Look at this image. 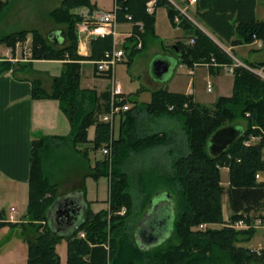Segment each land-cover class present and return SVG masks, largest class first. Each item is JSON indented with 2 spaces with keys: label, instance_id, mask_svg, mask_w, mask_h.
I'll use <instances>...</instances> for the list:
<instances>
[{
  "label": "trees",
  "instance_id": "trees-1",
  "mask_svg": "<svg viewBox=\"0 0 264 264\" xmlns=\"http://www.w3.org/2000/svg\"><path fill=\"white\" fill-rule=\"evenodd\" d=\"M146 1L117 0L121 7L119 19L130 14L133 20L143 22L144 31L140 34L142 39L154 33L155 11H146ZM251 1V15L248 19L237 22L236 26L227 22L236 34V38L231 40L233 45L255 39L261 40L264 45V19H255V0ZM6 5V0H0V12ZM80 6L95 9L91 0H62L59 6L48 12V17L56 24L65 25L61 44L51 42L36 29L0 34V44L10 47L12 51L17 42H24L31 34L28 64L33 60L63 62L60 74L51 79L49 91L43 88L40 80L31 81V96L33 99H56L69 121V134L65 138L41 136L31 141L26 214L21 222L0 221V224L8 223L11 226L21 223L28 244L26 264H60L56 245L61 236L53 234L46 216L49 206L58 195V188L43 169L44 162L52 160L53 145L65 141L76 148L91 142L93 149H99L111 139L108 124L98 120L99 115L107 110L109 92L98 94L94 89L80 86L79 61L82 57L77 53L75 31V24L80 17L73 11ZM160 6L167 7L171 24H174L177 16L180 26L189 28L190 37L194 38L192 44L181 41L174 44L177 51L172 49V53L177 62L188 67L194 63L209 62L210 57H214L219 65L232 62L231 57L203 31L193 27V23L169 0H158L155 8ZM220 11L224 13L223 9ZM219 33L226 38L233 35L232 31L226 34L221 29ZM97 41L102 43L98 48L101 56L105 49L111 47V38H98ZM123 48L129 57L128 64L141 50L134 48V37L127 38ZM16 64L19 63L10 59L0 60V74L14 70ZM251 65H264V62ZM219 67L211 65L209 69L214 73ZM127 101L133 103V107L124 112L120 120L119 135L112 140L111 156L106 157L100 165L97 163L96 168L90 169L88 174L95 179L109 177L108 208L97 212L86 209L81 223L66 237V264H264V250L258 255L243 245L253 238L256 230L252 227L236 229L231 226L238 219H243L249 225L251 218L264 208V181L255 178L257 171L262 169L264 79L244 67H236L233 70L231 95L219 96L212 105L193 102L190 96L170 93L165 89L154 91L150 102L142 105L137 106L138 103L129 98ZM168 104H173L170 112L167 110ZM170 113L176 114L174 117L181 124L182 134H178V137L167 131L147 132L140 128V117H163ZM239 117L246 121L243 133L220 155L211 156L206 147L211 133L225 124L236 123L234 120ZM92 125L95 128L94 137L88 140L87 130ZM249 135H261L262 138L255 144L245 145L243 142ZM88 149L85 146L80 151L81 155H86ZM161 149L165 150L164 156L168 159L153 168L165 175L157 181L150 174L144 180L141 176V180L148 185L143 186L140 182L141 191L133 196L127 173L129 164L137 167L138 164L134 163L136 155L147 160L150 158L144 156ZM183 149L188 153L184 154ZM220 165L228 166L229 169L226 189L221 185ZM144 190L149 193L142 198V206L160 190L169 192L174 201L171 236L149 250L137 246L133 234L131 237L127 233L129 224L125 222L126 217L135 210L136 197L143 196ZM225 191L232 212L230 223L218 229H196L201 223L223 222L221 199ZM121 207L126 209L123 215L117 214ZM1 213L0 210V218H3ZM80 230L86 232L84 239L76 235ZM106 242L109 251L104 247ZM125 248L129 249L130 255L125 253Z\"/></svg>",
  "mask_w": 264,
  "mask_h": 264
},
{
  "label": "crops",
  "instance_id": "crops-1",
  "mask_svg": "<svg viewBox=\"0 0 264 264\" xmlns=\"http://www.w3.org/2000/svg\"><path fill=\"white\" fill-rule=\"evenodd\" d=\"M61 1L62 0H60V2ZM171 1L173 2V4L181 8L185 16L193 22V27L203 31L229 57L237 58L245 64H261L264 62V45L262 41L255 39L248 43L233 45V43H231V40L236 38V34L233 31V28H229L227 25V22H229L234 23L233 26H236L238 24L237 22H241L242 20H246L250 17L252 8L251 0H196L195 2H189V0H179V3H176L175 0ZM91 2L95 4V2H93L92 0ZM59 4L57 6H59ZM95 8L100 9L96 5ZM108 9H110V7ZM108 9L102 8L101 10ZM222 9L224 10V13L220 11ZM156 10L157 8L155 9V13ZM253 13L256 20L264 19V0L254 1ZM166 16L168 18V14H166ZM121 23H123V26L128 27V30L121 33L128 32L131 28L130 25L122 21ZM156 27L157 18L155 17L154 33L150 34L151 36H158ZM175 29L180 33V35L166 36L165 38L169 40V44L167 45L168 48L162 47L159 51L153 52L154 56H168L176 59V56L172 54L170 50L171 48H173V45L181 39L182 30L184 32H189V28L184 29L182 26H176ZM220 29L223 30V32H225L226 34L232 31L233 35H231L230 38H226L223 35H220ZM56 30H60V28H57ZM185 36H187V39H185L184 42H181L187 44V40L189 41L191 35L190 33H187ZM122 38L123 41H125V35H122ZM97 40H94L87 45H81V47L77 45V53L82 57V59L79 61L80 86L81 88L94 89L98 94H102L108 92L110 81L107 78L98 75L95 71L93 61L98 60L102 56H100V52L98 50V48H100L99 46L102 43ZM116 41L117 39H115V42ZM142 41L143 49L145 46V37ZM8 59L16 61V58ZM36 63H47L49 64V66L45 69L43 67H35ZM20 64L22 65V62ZM30 64H32V66L36 69L38 75H42L41 77L43 79L38 77L40 80H42V82L45 80L46 82H50L52 77L58 76L60 74L63 62L61 60H33ZM178 64L179 62L175 64V66L171 70V73L166 78L156 79L150 75L147 84L142 85V87L136 92L127 93L129 100L136 101L138 103L137 106L142 105L150 102L152 93L154 91L165 89L170 93H181L186 96H190L193 102L199 104L214 103L216 99L208 102L202 101L200 99L199 94L197 93L198 83H196V86L193 87L195 79L199 77L202 79L206 78V90L208 92L212 91L214 88H218L220 94L216 96L231 95L233 87V74L227 70L220 68L216 70V72L212 73L209 69V66L206 64L199 63L194 66V73L192 76L189 75L190 80L186 84V88L180 87L177 83L171 84L170 81L175 73V68ZM221 74H224L222 75L223 78L222 76H219ZM225 74L229 75V78L225 79ZM31 81L32 78L29 77L26 72L23 73L17 70H10L0 74V190L4 192L6 197L11 198L19 196L21 198L19 200L24 203L25 201L27 202L28 197L31 141L41 136H57L65 138L69 134L70 130L69 121L65 114L60 110L59 103L56 99L32 98ZM208 84L210 85V90H208ZM175 86H178L180 90L175 89ZM146 91H148V93ZM128 103L130 105V108L133 107V103H131L130 101H128ZM140 119V128L144 129L145 131L162 132L161 130L152 131V129H154L152 125L155 123L154 119H157L156 117L151 118L150 116L145 115L140 117ZM120 120L121 118L117 120L115 126V138L119 135ZM92 127L94 128L93 125ZM89 128L87 130V137L88 140H92L93 138H89L88 136ZM138 158L139 155H136L134 157V160H138ZM66 161H69V163H76V170L74 171L73 169H71V172L73 171L78 179H76L77 183L74 186L67 185L68 187L66 186L64 189H60L58 187V194L65 195L72 192L76 193L75 197L78 198L81 203L83 202L82 204L86 203L87 209L89 208V204L87 202L88 200L83 195V190L85 189V178L89 176L88 174L91 169L89 167V163H87L82 156L77 154L71 144L64 141L61 147L59 146L55 148V150H53L51 160L52 164H50V166L53 170H59V168L62 167L61 165L65 164ZM3 200L4 198H2L0 202H2ZM102 200L103 199L101 198L96 201L99 202ZM107 204L106 207H97L93 212H97L101 209L107 208ZM16 211L17 209L15 208V212ZM7 213L8 211H4L2 217H5ZM78 218H81V216H79ZM18 219L19 221L23 220V218ZM75 222L76 221H74V223ZM53 227L60 234H66L70 229H72L70 225H66V223H63L62 219L56 222L54 221ZM61 239H65L66 241V237H61ZM58 254L60 257V264H63L62 255L60 253ZM64 259L66 264L67 241Z\"/></svg>",
  "mask_w": 264,
  "mask_h": 264
},
{
  "label": "rangeland",
  "instance_id": "rangeland-1",
  "mask_svg": "<svg viewBox=\"0 0 264 264\" xmlns=\"http://www.w3.org/2000/svg\"><path fill=\"white\" fill-rule=\"evenodd\" d=\"M95 2V5L99 7L100 9H108L111 7L113 0H92ZM176 3H179V0H175ZM60 3V0H7V5L3 10L0 12V34L3 33H9L14 32L22 29H36L42 36H46L50 33H53L54 30L57 28H60L62 30L65 28L64 24H56L52 19L48 17V12L56 7ZM78 8H81L78 7ZM77 7L73 9V11L78 9ZM189 12V11H188ZM190 13V12H189ZM167 7L160 6L157 7L155 17L157 18V35L158 36H151L146 35L145 36V46L143 49H141L138 53H136L131 62L128 64L129 57L127 55L124 56V61L119 62L115 65L114 68V78L115 80L121 84L123 92L127 95V93H133L138 91L142 85H145L148 83L151 73V62L154 59L153 52L159 51L162 47L168 48L169 40H167L166 36H173V35H180L179 32L175 29V25L171 24L168 20L167 16ZM128 30L127 26H123V23H117L116 24V31L118 33H121L123 31ZM76 31V29H75ZM190 32V31H189ZM189 32H184L182 30L181 32V39L178 41L184 42L185 39H187L185 36ZM77 35V34H76ZM123 34H119L116 39L117 46H120L123 44ZM143 40V39H142ZM32 41V36L29 34L24 42H20V45L15 49V51L8 52L5 55V50L3 48L4 44H0V58H11L14 57L18 59L15 61L16 64L14 66V70L23 72L28 74L29 77L32 78V80L37 79L40 80L38 77L42 78V75H38L36 69L32 66V64H28V60L30 57V45ZM188 42V40H187ZM216 44V43H215ZM217 45V44H216ZM219 47V46H218ZM220 48V47H219ZM221 49V48H220ZM4 60V59H2ZM22 62V65L20 63ZM217 62L214 57H210L209 62H200V64H206L209 67L216 66L214 65ZM195 64H193L194 66ZM49 64L47 63H36L35 67H43L44 69L47 68ZM254 66V65H252ZM261 65L255 66L253 68L256 69V71H260L264 74V68ZM22 68V69H21ZM187 68L188 66L184 63H179L177 67L175 68V73L171 79V84L177 83L180 87L186 88V84L190 80V76L187 74ZM194 68V67H193ZM34 69V70H33ZM223 69V68H220ZM251 71V70H250ZM254 72V71H252ZM255 73V72H254ZM258 75V73H255ZM224 74H221L219 76H222ZM261 77L260 75H258ZM217 77V76H215ZM225 79L229 78V75L225 74ZM223 78V76H222ZM264 79V77H261ZM43 79V78H42ZM211 80V78H210ZM42 83V86L47 91L50 90L51 86V80L50 82H46L40 80ZM45 83V84H44ZM197 85V93L199 94V97L202 101H213L214 99H217L219 96V90L218 88H214L212 91L208 92L206 90V78H197L195 79V82L193 84V87ZM171 86V85H170ZM175 89H179L178 86H175ZM180 90V89H179ZM148 93V91H146ZM216 101V100H215ZM214 101V102H215ZM213 103H206L204 105H212ZM169 106H172L173 104H168ZM168 106V107H169ZM173 107V106H172ZM176 108V107H175ZM167 110L170 112L172 110ZM176 114H169L164 117H156L155 123L152 125L154 129L152 131H167L175 136H179L178 134H182L181 131V124L178 121V118L174 117ZM143 119V118H142ZM238 125L245 128L246 121L242 118H237L234 120ZM89 138L94 137V128L91 126L88 131ZM260 136V135H258ZM259 141V140H258ZM64 141H61L59 144L53 145V150L57 147H61L63 145ZM52 146V145H51ZM55 146V147H54ZM89 147V149L86 152V155H81V150L84 147ZM77 154L82 156L87 163H89V167L91 169H94V167L97 165V163L100 165V163L106 158V156H103L99 149H93L92 143H87L85 145H78L76 148L73 147ZM264 148V147H263ZM52 150V152H53ZM165 150L161 149L158 151H155L151 154H148L147 160H143L140 157L138 160H134V163H137V167L129 164L127 172L130 178V189L133 196H137V191H141V185L140 182L143 184V186L148 185V183H144V181L141 180V176L144 178L150 174L152 179H155V181L159 180L161 176L165 175L164 172L158 171L154 169V166H157L160 163H164L167 159H165ZM184 154L188 153L187 150H182ZM187 151V152H186ZM144 156V157H146ZM51 158V157H50ZM73 159V158H72ZM71 159V161H72ZM262 160V158H261ZM86 163V164H87ZM50 164H52L51 160L44 162V171L47 173V175L51 178L52 183L59 187L60 189H64L67 185L74 186L78 179L73 171L71 172V169L74 171L76 170V163H69V161H66L65 164L61 165L62 167L58 169H52ZM136 165V164H135ZM56 167V166H55ZM53 167V168H55ZM220 170V178H221V185L226 189L229 184V178H228V166L220 165L218 166ZM51 168V169H50ZM96 168V167H95ZM167 173V170H166ZM257 173L260 174L256 180L258 181H264V161L262 160V169L257 171ZM74 174V175H73ZM150 178V179H151ZM85 198L88 200L89 208L88 210L94 211L97 207H106V204L108 202L109 197V177L107 180V177L101 176L97 179L87 176L85 178ZM145 184V185H144ZM140 185V186H139ZM68 187V186H67ZM146 191V192H145ZM161 191V190H160ZM145 192V193H144ZM148 190H144L141 197H136V207L135 210H132L131 213L126 217L125 222L126 225L129 224V229L127 230V233L132 237V234L134 235L135 228L137 225H139L140 220L142 216L146 213L147 206L149 205L148 202H146L145 205H141L142 198L148 194ZM155 192V202L164 200L163 193L156 194ZM49 194H46L48 196ZM153 195V196H154ZM50 197V196H49ZM96 197V198H95ZM4 198L2 202H0V210L2 211L1 214L7 212L11 205H13L17 211L15 212L17 218H24L26 214V206L28 202H21L19 199H21L19 196L17 197H6L3 191L0 190V200ZM103 199L102 201L97 202L98 199ZM150 200V199H149ZM107 201V202H106ZM222 215H223V222L222 223H205L204 227L202 229H218L222 226H227L230 223V216L232 214L231 209L229 207L228 198H227V192L225 191L222 199ZM174 204V201H173ZM26 205V206H25ZM108 208V204H107ZM105 208V209H107ZM123 213H117L119 215L125 214V207ZM264 213V208L261 211V213L255 214L251 218L250 226L256 230L253 238L243 245L246 246L250 251L254 248H260L262 251L264 250V224L259 221V219L262 218V214ZM252 215V214H250ZM42 224H44L43 221H41ZM21 223L17 226H11L8 223H1L0 224V264H26L27 262V255H28V244L25 239V233L23 232L21 228ZM168 229L170 225V221L168 222ZM248 227V228H249ZM198 228V226L196 227ZM166 229V227L164 228ZM135 236V235H134ZM109 239V236L108 238ZM168 239V238H167ZM166 239V240H167ZM162 244V243H161ZM104 247L107 251H109V244L106 242L104 244ZM68 248V247H67ZM125 253L130 255V251L128 248H125ZM56 250L58 253L62 255V263L65 264V252H66V241L65 239H61L57 245ZM252 252V251H251Z\"/></svg>",
  "mask_w": 264,
  "mask_h": 264
},
{
  "label": "built area",
  "instance_id": "built-area-1",
  "mask_svg": "<svg viewBox=\"0 0 264 264\" xmlns=\"http://www.w3.org/2000/svg\"><path fill=\"white\" fill-rule=\"evenodd\" d=\"M158 0H147L145 3V9L148 13H152L155 9L156 2ZM172 4L173 2L169 0ZM196 0H189V2H195ZM173 6L182 14L185 16L184 12L181 8L173 4ZM121 7L118 4L117 0H113V4L110 9L108 10H100V9H89L87 7H81L76 10V13L79 15L80 20L77 21L75 28L78 38V46L81 47V45H87L90 42L97 40L98 38H104V37H111L112 38V45L110 48L105 49L102 53V57L98 60H94V66L95 71L98 75L104 76L110 81L109 84V99H108V107L107 110L100 114L98 120L105 122L108 124L110 128L111 133V139L104 143L100 148V153L104 156H111V145L113 140V132L114 127L117 122V120L122 116L124 112H126L129 109V105L126 102V94L123 92L121 85L115 80L114 78V68L115 65L119 62L124 61L125 50L122 47V45L117 46L115 39L119 34L125 35V38L134 37V48L140 49L142 47V40L140 37V34L144 30V24L140 20H133L132 16L130 14L124 15V21L130 25V30L126 33H118L116 31V24L121 21H119L118 13L120 11ZM186 17V16H185ZM188 20H190L188 17H186ZM175 23L179 24L180 19L175 16L174 18ZM191 21V20H190ZM179 26V25H177ZM194 42V38L191 37L189 39V44H192ZM20 45V42H17L14 47L15 49ZM3 48L5 50V55L8 52H13L10 47L4 46ZM15 59V58H14ZM216 65V63L214 64ZM219 65V64H217ZM224 68V70L229 71L230 73H233L234 68L236 67H244L248 70L254 71L255 73H258L261 77H264V74L260 71H256L255 68L241 62L237 58H233L232 62L229 64H220ZM260 68H264V65ZM187 73L189 75H193L194 70L193 68H188ZM208 90H210V85L208 84ZM169 110H172L173 107L169 106ZM264 134V132H263ZM262 136H255V135H249L247 139L244 140L245 145L255 144L260 140ZM264 140V138H262ZM262 160L264 161V148L262 150L261 155ZM260 176L259 173L255 174V177L258 178ZM15 208L10 207L9 213L4 218V221H10L15 222L16 218L14 216ZM124 208L121 207L117 213H123ZM260 222L264 224V213L262 214V218L259 219ZM205 223H201L198 225L199 229H202L204 227ZM234 228H248L250 226L247 225L243 219H238L234 223L231 224ZM78 238H85L86 232L84 230H80L77 234ZM252 252H255L256 254L260 255L262 253V250L260 248H254L251 249Z\"/></svg>",
  "mask_w": 264,
  "mask_h": 264
},
{
  "label": "water",
  "instance_id": "water-1",
  "mask_svg": "<svg viewBox=\"0 0 264 264\" xmlns=\"http://www.w3.org/2000/svg\"><path fill=\"white\" fill-rule=\"evenodd\" d=\"M47 38L55 43L61 44L64 40V32L62 30H54L53 33L47 35ZM174 51L177 48L173 46ZM172 53V50H170ZM173 54V53H172ZM177 63L176 59L168 56H155L151 62V76L153 78H166L171 73V70ZM243 133V127L237 123L225 124L217 128L208 138L207 152L216 157L232 145L238 137ZM163 193L164 200L155 202L154 195L148 202L146 213L142 216L139 225L134 231V240L137 246L142 250L152 249L171 236L174 219V204L172 196L169 192L161 190L156 194ZM58 194L53 203L49 206L46 216L47 224L53 234L61 237H69L73 231L83 220L86 203L82 204L78 198L75 197L76 193ZM84 200V199H83ZM81 216V218H78ZM78 218V219H77ZM66 225H70L72 229L66 234L58 233L54 229V221L61 220ZM74 221H76L74 223ZM170 221L169 229L168 222ZM74 226V227H73ZM166 227V229H164Z\"/></svg>",
  "mask_w": 264,
  "mask_h": 264
}]
</instances>
